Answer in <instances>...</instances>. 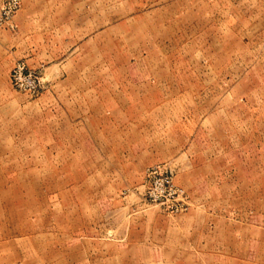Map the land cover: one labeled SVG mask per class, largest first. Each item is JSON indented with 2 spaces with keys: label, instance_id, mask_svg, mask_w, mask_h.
Listing matches in <instances>:
<instances>
[{
  "label": "rangeland",
  "instance_id": "1",
  "mask_svg": "<svg viewBox=\"0 0 264 264\" xmlns=\"http://www.w3.org/2000/svg\"><path fill=\"white\" fill-rule=\"evenodd\" d=\"M164 175L177 211L148 197ZM0 264H264V0H19Z\"/></svg>",
  "mask_w": 264,
  "mask_h": 264
},
{
  "label": "built area",
  "instance_id": "2",
  "mask_svg": "<svg viewBox=\"0 0 264 264\" xmlns=\"http://www.w3.org/2000/svg\"><path fill=\"white\" fill-rule=\"evenodd\" d=\"M19 0H5L0 4V27L4 26L17 9ZM14 87L20 91L36 92L40 87V78L36 71L28 69L23 63L13 66L10 74ZM152 174H157L156 171ZM148 197L163 208L177 211L183 206L179 202V190L173 185L171 179L164 175L154 182V185L147 192Z\"/></svg>",
  "mask_w": 264,
  "mask_h": 264
}]
</instances>
